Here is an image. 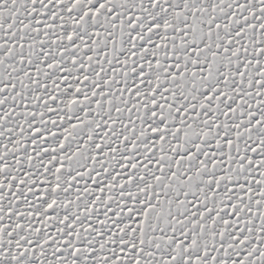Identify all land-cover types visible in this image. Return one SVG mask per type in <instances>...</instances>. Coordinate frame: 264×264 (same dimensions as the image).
Here are the masks:
<instances>
[{"label":"snow or ice","instance_id":"6c2138e0","mask_svg":"<svg viewBox=\"0 0 264 264\" xmlns=\"http://www.w3.org/2000/svg\"><path fill=\"white\" fill-rule=\"evenodd\" d=\"M0 264H264V0H0Z\"/></svg>","mask_w":264,"mask_h":264}]
</instances>
